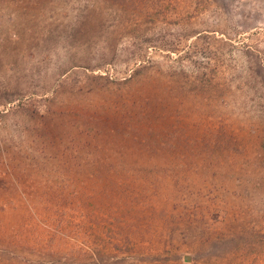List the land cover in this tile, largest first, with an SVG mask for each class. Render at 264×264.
Returning <instances> with one entry per match:
<instances>
[{"label":"rangeland","instance_id":"obj_1","mask_svg":"<svg viewBox=\"0 0 264 264\" xmlns=\"http://www.w3.org/2000/svg\"><path fill=\"white\" fill-rule=\"evenodd\" d=\"M0 264H264V0H0Z\"/></svg>","mask_w":264,"mask_h":264}]
</instances>
